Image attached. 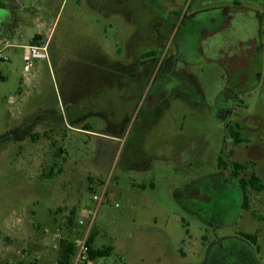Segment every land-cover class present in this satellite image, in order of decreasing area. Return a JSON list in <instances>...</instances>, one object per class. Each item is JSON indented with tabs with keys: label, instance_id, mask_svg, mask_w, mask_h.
<instances>
[{
	"label": "rangeland",
	"instance_id": "obj_1",
	"mask_svg": "<svg viewBox=\"0 0 264 264\" xmlns=\"http://www.w3.org/2000/svg\"><path fill=\"white\" fill-rule=\"evenodd\" d=\"M21 1L0 62V264H58L86 208L102 264H264V193L245 207L231 168L264 170V36L236 87L234 0ZM249 116L261 129L235 145Z\"/></svg>",
	"mask_w": 264,
	"mask_h": 264
},
{
	"label": "flooded vegetation",
	"instance_id": "obj_2",
	"mask_svg": "<svg viewBox=\"0 0 264 264\" xmlns=\"http://www.w3.org/2000/svg\"><path fill=\"white\" fill-rule=\"evenodd\" d=\"M260 6H264V0H259ZM1 7V4H0ZM230 8H225L224 13L228 19H232L230 13ZM233 15V14H232ZM4 17L0 8V31L3 29ZM241 25V26H240ZM239 27V28H238ZM243 32V34L237 35V42L235 47L243 50L240 55H234V72L238 75V80L234 81L236 87H245L249 81L248 71L252 68V59L255 57V48L258 40L264 36V18L261 17L260 12L251 10L249 7L243 5L242 2L234 0V34L238 32ZM239 34V33H238ZM245 34V35H244ZM234 37H236L234 35ZM234 73V76L236 74ZM236 78V77H234ZM261 129V120L255 116L239 118V120L234 123V131L231 132V137L235 145L242 143H252L247 138L244 137L246 132L256 133ZM225 143H227L225 141ZM249 151H257L260 154V159L264 158V150H262L258 145L250 144ZM219 166L226 167L227 163L220 159ZM235 165H242L239 162L232 163V172L234 177L239 181L242 192L244 193V206L248 207L250 200V191L264 193V179L262 178L263 169H257V173L250 174L249 179H245L244 176L240 179L239 171L234 167ZM244 167V166H243ZM248 170L245 166L244 169ZM246 172V171H244ZM247 175V173H244ZM256 176L260 180L261 189H256L252 186L251 182L253 177ZM245 235V234H244ZM243 235V236H244Z\"/></svg>",
	"mask_w": 264,
	"mask_h": 264
},
{
	"label": "built area",
	"instance_id": "obj_3",
	"mask_svg": "<svg viewBox=\"0 0 264 264\" xmlns=\"http://www.w3.org/2000/svg\"><path fill=\"white\" fill-rule=\"evenodd\" d=\"M10 45L8 43L3 44V48L0 49V62L8 61L9 59L4 55V51L9 49ZM25 61L28 64L26 69L31 66V62L36 59H45L47 58V47L43 44H31L25 47ZM0 72V78H1ZM106 197V189H102L99 193H95L92 196V201L95 204H102ZM97 209L86 208L82 209L77 213L76 224L78 227L85 231L84 235L80 239L72 241L75 245L74 254L70 264H102L100 263V258L93 259L91 257V249L89 245L90 232L92 228L96 225L97 221ZM64 239L61 236H57V244L54 246L59 250L61 240Z\"/></svg>",
	"mask_w": 264,
	"mask_h": 264
},
{
	"label": "trees",
	"instance_id": "obj_4",
	"mask_svg": "<svg viewBox=\"0 0 264 264\" xmlns=\"http://www.w3.org/2000/svg\"><path fill=\"white\" fill-rule=\"evenodd\" d=\"M37 37H35L32 41L33 44L38 43L37 42ZM147 56H150L151 53H147L145 54ZM2 79H4L1 76ZM236 168V170L240 171L241 169H244V167L242 165H235L234 166ZM252 186L256 189H261L262 185H260V180L254 176L251 182ZM76 213L73 214V217L75 216ZM73 219H71L70 222H72ZM244 237L249 240L252 241L253 243H257L258 237L256 235H249V234H245ZM94 235L92 234L89 240V245H90V249H91V257L93 259L96 258H102L105 256H109L111 249L107 248V249H95L94 248ZM74 250H75V245L74 243L70 240V239H62L61 243H60V248L58 250V254H59V258H58V264H70L71 259H72V255L74 254Z\"/></svg>",
	"mask_w": 264,
	"mask_h": 264
},
{
	"label": "crops",
	"instance_id": "obj_5",
	"mask_svg": "<svg viewBox=\"0 0 264 264\" xmlns=\"http://www.w3.org/2000/svg\"><path fill=\"white\" fill-rule=\"evenodd\" d=\"M1 12L4 17L3 29L0 31V45L4 43H9L10 39L13 37L12 26L18 23V18L14 14V10L22 11L26 10L27 7L22 3L21 0H0ZM41 19V16L37 21ZM37 37V42L43 44L44 36L42 34H36L34 38ZM11 46V45H10ZM1 49V48H0ZM59 58H63L62 55ZM231 68L234 67V57L230 61ZM4 78V76L2 75Z\"/></svg>",
	"mask_w": 264,
	"mask_h": 264
}]
</instances>
